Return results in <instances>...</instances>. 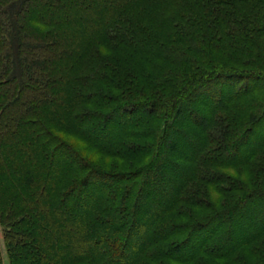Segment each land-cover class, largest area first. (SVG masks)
<instances>
[{
  "label": "trees",
  "instance_id": "1",
  "mask_svg": "<svg viewBox=\"0 0 264 264\" xmlns=\"http://www.w3.org/2000/svg\"><path fill=\"white\" fill-rule=\"evenodd\" d=\"M0 226V264H264V0H0Z\"/></svg>",
  "mask_w": 264,
  "mask_h": 264
},
{
  "label": "rangeland",
  "instance_id": "2",
  "mask_svg": "<svg viewBox=\"0 0 264 264\" xmlns=\"http://www.w3.org/2000/svg\"><path fill=\"white\" fill-rule=\"evenodd\" d=\"M196 106H197V105L193 103V107L196 108ZM180 150H181V152H184L183 149H180ZM179 152H180V151H179ZM94 193H95V191H94V192L92 191L90 194H94ZM81 201H82V200H81ZM81 201H80V202H81ZM3 239H4V235H3L2 227L0 226V244H1L2 246L4 245V240H3ZM2 251H3V253H4V255H3V256H4V262H5V264H8V262H7V257H6V252H5V250H2ZM3 253H2V254H3Z\"/></svg>",
  "mask_w": 264,
  "mask_h": 264
}]
</instances>
